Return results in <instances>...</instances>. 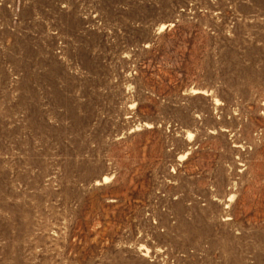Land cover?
Masks as SVG:
<instances>
[{
    "label": "rangeland",
    "instance_id": "obj_1",
    "mask_svg": "<svg viewBox=\"0 0 264 264\" xmlns=\"http://www.w3.org/2000/svg\"><path fill=\"white\" fill-rule=\"evenodd\" d=\"M0 264H264V0H0Z\"/></svg>",
    "mask_w": 264,
    "mask_h": 264
}]
</instances>
